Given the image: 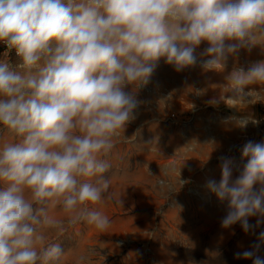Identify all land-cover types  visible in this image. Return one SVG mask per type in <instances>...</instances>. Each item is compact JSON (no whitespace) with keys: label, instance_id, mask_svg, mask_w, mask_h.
<instances>
[{"label":"clouds","instance_id":"clouds-1","mask_svg":"<svg viewBox=\"0 0 264 264\" xmlns=\"http://www.w3.org/2000/svg\"><path fill=\"white\" fill-rule=\"evenodd\" d=\"M258 36L264 0H0V42L21 61L0 60V126L14 137L0 145V264L60 260L63 247L46 243L41 230H64L49 204L62 205L71 225L108 227L88 205L107 191L102 157L139 105L126 87L146 85L161 58L178 72L195 66L202 41L209 44L202 68H224ZM227 81L228 98L244 100L256 92H246L249 85L264 84V61L233 70ZM241 154L247 162L235 181L232 159L223 158L220 181L206 187L228 201L222 226L239 222L248 232L249 217L264 222V142L249 140ZM258 248L238 256L264 264Z\"/></svg>","mask_w":264,"mask_h":264},{"label":"rangeland","instance_id":"rangeland-1","mask_svg":"<svg viewBox=\"0 0 264 264\" xmlns=\"http://www.w3.org/2000/svg\"><path fill=\"white\" fill-rule=\"evenodd\" d=\"M254 43L229 55L224 68L205 70L201 61L208 58L203 53L209 44L202 41L195 66L178 72L161 58L146 85L126 87L139 105L102 157L110 165L104 173L107 191L99 203L88 205L110 223L104 230L83 221L71 225L62 205H47L48 214L64 222L63 231L41 229L46 243L64 249L53 264H253L254 257L238 254L257 245L256 255L264 257L259 239L264 222L257 226L258 217H249L248 232L239 222L223 227L228 201L206 187L210 179L220 181L223 158L232 159L235 181L247 162L244 144L264 142V84L249 85L245 91L256 92L244 100L228 98L230 73L264 61V36ZM5 59L13 67L21 63L15 52L0 47V60ZM245 118L247 125H240ZM13 139L0 126V145ZM134 177L144 179L142 197L135 196Z\"/></svg>","mask_w":264,"mask_h":264},{"label":"crops","instance_id":"crops-1","mask_svg":"<svg viewBox=\"0 0 264 264\" xmlns=\"http://www.w3.org/2000/svg\"><path fill=\"white\" fill-rule=\"evenodd\" d=\"M115 175V173H113ZM109 176L108 175H105V178L108 180L109 182ZM126 177V176H125ZM135 178V196L138 198V197H142L143 196V193H144V188H143V182H144V179L142 177H134ZM114 181V179H113ZM141 182V186L140 188L138 187V183ZM116 188V187H115ZM114 188V189H115ZM140 192V194H139Z\"/></svg>","mask_w":264,"mask_h":264},{"label":"built area","instance_id":"built-area-1","mask_svg":"<svg viewBox=\"0 0 264 264\" xmlns=\"http://www.w3.org/2000/svg\"><path fill=\"white\" fill-rule=\"evenodd\" d=\"M0 47H1L4 51H10V50L7 49V46H6V44H4V43H3L2 45H0ZM12 51L15 52L14 49H13Z\"/></svg>","mask_w":264,"mask_h":264}]
</instances>
